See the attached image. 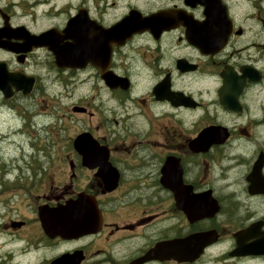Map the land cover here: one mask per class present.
<instances>
[{
	"label": "flooded vegetation",
	"instance_id": "af4514ba",
	"mask_svg": "<svg viewBox=\"0 0 264 264\" xmlns=\"http://www.w3.org/2000/svg\"><path fill=\"white\" fill-rule=\"evenodd\" d=\"M2 146L0 264H264V0H0Z\"/></svg>",
	"mask_w": 264,
	"mask_h": 264
},
{
	"label": "rangeland",
	"instance_id": "374dc122",
	"mask_svg": "<svg viewBox=\"0 0 264 264\" xmlns=\"http://www.w3.org/2000/svg\"><path fill=\"white\" fill-rule=\"evenodd\" d=\"M54 101H58V100L54 99ZM35 102H37V103L39 102V111L40 112L47 113L46 117L45 116L40 117V120H39V130L40 131H39L38 146H37L38 151L41 152L42 150H47L46 144H47V142H51V139L54 141V143H55L54 145H56V147L62 146L64 143V139H65L62 118L59 116L60 121L53 122L52 138L50 136L51 130L49 133L50 128L46 127V125H48L50 119L52 118L50 116V113L55 118V117H58L57 116L58 114L60 115L61 110L56 105H55L56 106L55 108H53L52 106H50V108H47V107L41 108L42 104L44 106V105L48 104V102H50L47 90H45V92L39 91V95L37 96V100ZM14 130H16V133L14 131V133L12 135H13V137H16L19 134V128H15ZM14 134H15V136H14ZM2 148H4V146L1 147V151H0L1 154H2ZM35 149L36 148H34V150ZM16 150H19V149H16ZM12 156H14V154L11 155V157Z\"/></svg>",
	"mask_w": 264,
	"mask_h": 264
},
{
	"label": "water",
	"instance_id": "95a60500",
	"mask_svg": "<svg viewBox=\"0 0 264 264\" xmlns=\"http://www.w3.org/2000/svg\"><path fill=\"white\" fill-rule=\"evenodd\" d=\"M121 29H119V32L121 33ZM32 38H37L40 39L41 37H36V36H31ZM31 43H34L36 45H38L37 41H32L30 40ZM29 90H24L25 93H29ZM88 140L84 135H80L76 138L75 140V146L80 149V144L83 142V140ZM66 215V212L64 210H62V208L57 209V211L55 212V221L53 222L54 225V229L53 231L56 234H69V233H73V231H75V225H79V221H75V222H68L66 220H64V216ZM63 262L62 259H58L55 261V264H59Z\"/></svg>",
	"mask_w": 264,
	"mask_h": 264
},
{
	"label": "bare ground",
	"instance_id": "6f19581e",
	"mask_svg": "<svg viewBox=\"0 0 264 264\" xmlns=\"http://www.w3.org/2000/svg\"><path fill=\"white\" fill-rule=\"evenodd\" d=\"M14 131L16 133V130L12 129L11 132L9 134H7V136H13L12 134L14 133ZM14 136H15V134H14Z\"/></svg>",
	"mask_w": 264,
	"mask_h": 264
}]
</instances>
